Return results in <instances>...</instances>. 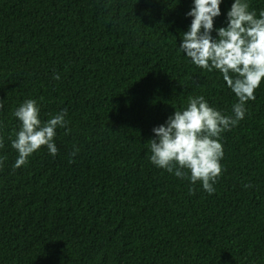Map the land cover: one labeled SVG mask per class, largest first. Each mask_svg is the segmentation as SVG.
<instances>
[{
	"label": "trees",
	"instance_id": "1",
	"mask_svg": "<svg viewBox=\"0 0 264 264\" xmlns=\"http://www.w3.org/2000/svg\"><path fill=\"white\" fill-rule=\"evenodd\" d=\"M191 7L0 0V264H264V81L222 133L213 194L150 161L153 128L189 97L227 115L237 102L218 70L179 50ZM29 98L44 120L67 109L70 131L57 129L55 156L42 146L15 168L14 112Z\"/></svg>",
	"mask_w": 264,
	"mask_h": 264
},
{
	"label": "clouds",
	"instance_id": "2",
	"mask_svg": "<svg viewBox=\"0 0 264 264\" xmlns=\"http://www.w3.org/2000/svg\"><path fill=\"white\" fill-rule=\"evenodd\" d=\"M222 3L223 0H192L186 13L192 18L191 24L183 32L179 50L198 68L219 71L237 98L232 114L211 105L203 95L189 97L186 106L180 109L174 106V114L153 128L154 138L149 140L150 144L146 143L152 164L177 178L187 179L193 186L202 182L209 195L216 191L214 185L223 171L222 133L245 118L247 102L256 98L255 91L264 81V10L257 15L250 10V0H233L226 14V26L215 27V18L222 14ZM54 78L59 80L60 74H54ZM4 103L0 99V109ZM67 114V109H61L44 120L40 103L32 98L16 108L14 116L20 126L11 139L18 152L15 168L25 165L42 146L52 156L58 153L54 138L58 128L70 131ZM3 147L4 138L0 135V148ZM77 152L74 146L72 156ZM189 191H194V187Z\"/></svg>",
	"mask_w": 264,
	"mask_h": 264
}]
</instances>
